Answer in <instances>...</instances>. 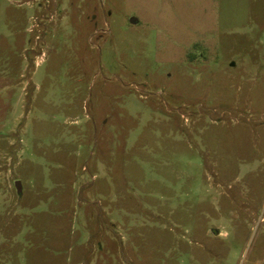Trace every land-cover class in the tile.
<instances>
[{
    "label": "rangeland",
    "instance_id": "obj_1",
    "mask_svg": "<svg viewBox=\"0 0 264 264\" xmlns=\"http://www.w3.org/2000/svg\"><path fill=\"white\" fill-rule=\"evenodd\" d=\"M0 264H264V0H0Z\"/></svg>",
    "mask_w": 264,
    "mask_h": 264
},
{
    "label": "water",
    "instance_id": "obj_2",
    "mask_svg": "<svg viewBox=\"0 0 264 264\" xmlns=\"http://www.w3.org/2000/svg\"><path fill=\"white\" fill-rule=\"evenodd\" d=\"M133 21H136V19L135 18H132V22ZM17 185V188H18V190L20 191L21 190V184H20V181H17V183H16Z\"/></svg>",
    "mask_w": 264,
    "mask_h": 264
}]
</instances>
